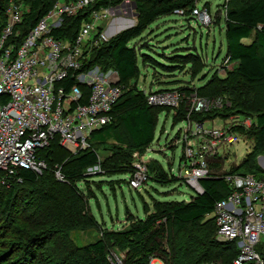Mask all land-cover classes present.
I'll return each instance as SVG.
<instances>
[{
	"label": "trees",
	"instance_id": "16d2710c",
	"mask_svg": "<svg viewBox=\"0 0 264 264\" xmlns=\"http://www.w3.org/2000/svg\"><path fill=\"white\" fill-rule=\"evenodd\" d=\"M11 1L13 0H0V34L6 25V11ZM16 1L24 4L30 10L22 25L17 29L20 32V41L40 19L46 16L58 0ZM126 1L134 2L138 8L137 25L93 49L91 61L85 65V67H92L95 64H102L103 70L114 69L120 75L121 85L125 87V90L119 103L113 109V122L92 134L89 150L76 155L68 153L71 159L64 164L57 165L62 167V174L67 182L57 181L52 168H49L48 165L49 159L50 165L51 162H54V154L65 151L57 142L39 154L48 165V169L42 175L38 176L26 170L20 172L23 184L43 185L41 190L35 193L40 201L38 204L43 208L36 204L34 207H29L23 211L22 203L17 194V189L22 185L16 181H13L10 187H0V199H3L1 211L4 216L9 214L8 221L5 223L0 216V239L13 240L17 234L19 239L24 242V264L35 263L37 254L34 250L40 242L52 241L55 238V229L52 230L51 234L47 229L40 232L36 231L38 227L43 225L42 220L47 218L48 211L52 214V218L45 221L47 222L46 225L51 224L52 228H56L62 224L64 232L67 231L65 229L66 224H72L68 222L71 217H73L72 220L78 217V221L82 224L96 222L89 215V204L82 195L80 188L81 182L89 181L86 173L98 166L103 171V174L100 175H127L129 178L134 173L133 153L138 151L144 154L155 140L159 116L163 112L171 113L170 109L151 107L144 93L137 87L131 86L130 82L139 77L141 71L138 65V50L130 44L139 38L157 19L171 15L176 10H185L187 16L190 17L195 8L196 0H105L100 5L117 8ZM205 7L208 8L209 5L206 4ZM85 19H87V14L66 19L65 26L67 28L56 31V37L68 36L72 42ZM220 22L221 18L217 16L215 23L219 25ZM225 27L226 58L229 57L231 62L235 64L233 70L229 71L224 78L215 74L208 81V86L204 85L196 89L185 86L177 89L189 95L192 90L199 93L207 87H215L211 95H201V97H217L227 94L231 97L232 109H238L235 114L240 113L256 117L258 121L256 128L250 130L237 129L254 144L252 154L245 162L239 165L234 164L233 167L235 168H230L229 171H224L221 174H211V177L201 180L203 193L192 198L190 202L159 203L156 205L155 213L146 219L129 216L128 222L131 224L128 229L120 232H109L106 234L107 241L100 239L82 247L78 251L79 253H74L75 258L70 264H118L114 256L113 258L110 257L113 252L112 249L125 253L123 264H150L152 259L161 260L165 264H233L237 255L235 245L223 246L222 243H219L215 238L217 231L215 218L207 221L204 219L213 213L215 205L229 194V187L224 176L240 173L239 168L251 166L256 157L264 155V106L258 108L254 112L255 114L251 115L245 114L246 111L243 110L254 104L253 94L247 91V88L264 85V0H230L227 4ZM254 32H256L255 40L250 44H245L243 41L251 38ZM183 59H185V65H190L192 70L195 69L194 62L203 64L202 68L206 67L200 55L191 54ZM190 69L189 71H191ZM74 82L72 76L68 77L65 81L67 88H70ZM225 110L228 112V109ZM175 115L174 125L183 122L187 115L185 106L182 105ZM213 115L216 117L221 115L224 118L228 116H224V112L221 111L211 115H195L193 118L203 122ZM122 132L124 136H122ZM125 137L130 143L129 151H125L126 155H120L121 152L118 151L101 161L99 154L101 149L98 150V147L102 146L101 148H103L111 142L124 147L126 146ZM116 158L118 161L112 162ZM213 164L214 166L221 164L222 167L224 161L219 158L212 161L211 166ZM148 170V177L152 176L151 173H155L154 179L160 184L165 185L178 181L174 176L171 177L167 174L161 164L154 160L148 164ZM46 185L49 186V190ZM128 186L130 187L129 183ZM222 189L225 190V193ZM14 207L16 208L14 214H16L10 217ZM81 214L83 216L79 217ZM61 217L64 221L61 220ZM66 218L67 222L65 223ZM94 225L92 224V226ZM184 231H186L185 238L181 236ZM61 235L62 232L60 231V237ZM17 248L18 246L14 245L13 251L10 253L17 252ZM109 258L112 260L110 261Z\"/></svg>",
	"mask_w": 264,
	"mask_h": 264
},
{
	"label": "built area",
	"instance_id": "2783aa9c",
	"mask_svg": "<svg viewBox=\"0 0 264 264\" xmlns=\"http://www.w3.org/2000/svg\"><path fill=\"white\" fill-rule=\"evenodd\" d=\"M103 1L58 0L20 41L17 29L30 10L16 0L10 2L6 25L0 34V187H10L13 181L23 182L20 177L23 170L42 175L48 165L39 154L55 142L72 155L89 150L92 134L113 122V109L125 90L118 71L85 67L93 49L110 41L105 30L113 19V10L120 8L100 5ZM229 1L225 0L220 10L225 19ZM198 4L199 0L190 16L206 26L215 23L216 18L213 20L209 10L206 7L201 10ZM174 13L187 16L185 10ZM83 14H87V19L72 42L68 36L56 37V31L67 28L66 19ZM115 26L112 23L110 27ZM234 65L225 56L218 75L226 77ZM70 76L75 82L67 88L65 81ZM140 91L151 107L168 108L175 114L184 98H188L183 121L187 126L180 131L185 161L178 178L199 194L203 193L200 181L211 177L212 161L220 158L226 164L227 147L238 144L241 139L250 142L237 129L250 130L258 126L256 117L243 114L221 117L226 119L224 129L207 128L210 120L199 122L193 118L230 108L225 95L205 98L195 91L186 95L178 89L148 91L140 88ZM150 147L144 154L136 151L132 155L134 173L128 183L133 190H140L149 180L150 160L146 154ZM259 164L264 171V155L259 156ZM56 169V180L67 182L62 167ZM101 173L97 166L86 176ZM224 179L229 194L213 211L216 240L235 245L237 255L233 264H264V172L227 174ZM258 247L262 248V253ZM121 253L112 252L110 257L114 256L118 264H123L126 255ZM121 257L123 261L119 260Z\"/></svg>",
	"mask_w": 264,
	"mask_h": 264
},
{
	"label": "rangeland",
	"instance_id": "374dc122",
	"mask_svg": "<svg viewBox=\"0 0 264 264\" xmlns=\"http://www.w3.org/2000/svg\"><path fill=\"white\" fill-rule=\"evenodd\" d=\"M206 4L209 5L207 9L213 17V20H215L217 16L221 17L219 25L212 23L210 26H206L196 17L181 16L177 13H173L157 19L139 38L131 42L130 46H135L138 50V65L141 71V75L130 82L132 87L135 86L138 89L141 88L148 91H150V89L158 91L162 89H175L179 86L182 87V85H188L193 87L192 89H196L209 84L208 81L211 80L215 74H218L224 62L227 50L225 14L224 12H220V10H223L221 6L225 4V0H199L198 7L203 10ZM118 7L120 8L113 10V12H115L113 14V19L105 30V36L110 40L114 38L111 37L112 29H114L110 27L112 23L116 26L121 23H124L123 25L125 26L134 24V27L137 25L139 19V11L134 2L126 1ZM255 33L256 32H254V34ZM191 54L200 55L206 67L202 68L203 64L199 62H194V70L190 69V65H185L186 62H184L185 59L183 58ZM91 58L92 56L87 59V64L91 61ZM101 65L95 64L92 67L102 69L103 67ZM174 66L177 68L173 69L172 67ZM189 69L191 71H189ZM214 88L215 87H207L197 93V95L199 97H201V95H211ZM247 91L253 94L254 104L243 110L246 111L245 114H255L254 112H256L258 108L264 106V85L249 86ZM192 92L194 91L192 90L190 94H192ZM223 95H225L230 103L232 102L229 95ZM182 102V105L185 106V104L189 102L188 98H184ZM232 108L233 107L228 108V112L225 109L221 111L224 112V116L230 113L235 114L238 109L234 108L233 110ZM175 116L174 111H171V113L163 112L159 116L155 140L151 144L149 148L150 152H147L146 156L147 159L150 160L149 163L153 162V160L160 163L165 172L171 177L174 176L177 178L178 181L163 185L154 179L156 174L151 173L152 176L149 180L137 191L128 186L127 175L110 176L93 174L88 177L89 181L80 183V188L82 190V195L89 204V215L96 221L95 223H91L95 225L92 226V224L89 223L82 224L78 221V217H76L75 220H72L73 217H71V219H68V222L72 224H66L65 229L67 231L64 232L62 224H59L56 228H52L51 224L46 225L47 222L45 221L52 218V214L48 213V211L46 214L47 218L42 220L43 225L38 227L36 231L40 232L47 229L51 234L52 230L55 229V238L52 239V241L46 240L38 244L37 248L34 250L37 254V259L34 264H70L75 258L74 253L78 252L82 247L100 239H106L107 241L106 234L109 232H120L128 229L131 224L128 222L129 216L146 219L148 216L155 213L156 205L159 203L190 202L192 198L200 195L193 187L178 178L180 166L185 161L184 142L180 131L183 130L187 124L185 122H179L174 125ZM221 117L223 116L219 115L216 117L213 115L210 119H205L204 121L210 120L206 124V127L210 129H224L226 119ZM122 136H124L123 132ZM129 144L130 143L126 139V146L124 147L113 142L103 148H101L102 146L98 147V150L101 149L99 152L101 161L118 151L121 152L120 155H126L125 151H129ZM113 149L114 151H112ZM226 150L229 154L228 162L224 165L222 164V167L220 166L221 164L216 166L213 164L211 166L212 174H221L225 170L235 168L233 167L234 164H240L241 162H245L246 159L248 160L249 155L252 154L254 150V144L241 139L238 144L231 145L227 147ZM53 159L54 162H51V165L49 164L50 159L48 160V165L49 168H52L56 179V172H58L56 166L58 164H64L71 158L67 151H59L53 155ZM117 161L116 158L112 162ZM239 172L242 174L251 172L262 174L264 171L260 167L259 156L253 160L251 166L239 168ZM19 185L22 186L17 189V194L22 203L23 211L29 207H34L40 202L38 195L35 193L41 190V187H43L42 184H23L21 182ZM46 188L48 190L50 189L47 185ZM222 191L225 193L224 189H222ZM2 200L3 199H0V216L5 223L8 221L7 218H9V214L4 216L2 213ZM39 206L43 208L40 204H38V207ZM15 209L14 207L11 211L10 217L16 214H14ZM80 216H83V214L79 215V217ZM212 218H214L213 213L205 217L204 220L207 221ZM61 220L64 221L62 217ZM66 222L67 218L65 220V223ZM60 231L62 232L61 237ZM181 236L185 238L186 231H184ZM9 241H7V239L6 241L0 239V256L2 259L0 264H24V242L19 239L17 234H15L13 240ZM14 245L18 246V251L10 253L13 251ZM222 245L225 246L227 244ZM257 250L262 253L261 247H258ZM112 251L117 255L123 254L118 250L112 249ZM119 260L123 261L122 257ZM152 263L165 264L161 260L155 261V259L151 260L150 264Z\"/></svg>",
	"mask_w": 264,
	"mask_h": 264
},
{
	"label": "crops",
	"instance_id": "0c3cea01",
	"mask_svg": "<svg viewBox=\"0 0 264 264\" xmlns=\"http://www.w3.org/2000/svg\"><path fill=\"white\" fill-rule=\"evenodd\" d=\"M117 29L116 28H114V31H116ZM113 32V31H112ZM255 38H256V33L254 34L253 33V35H252V37L251 38H249V39H245L243 42L245 43V44H250V43H252L254 40H255ZM191 67V66H190ZM173 69H175V68H177L176 66H174V67H172ZM163 83V82H162ZM161 83V84H162ZM188 86V85H187ZM180 87V86H179ZM179 87H177V88H179ZM182 87H185V86H183L182 85ZM189 87H191V86H189ZM177 88H175V89H177ZM191 88H193V87H191ZM242 163V162H241ZM237 165H239V164H237ZM155 261H157V259H155ZM163 262V261H162ZM164 263V262H163ZM153 264V263H152Z\"/></svg>",
	"mask_w": 264,
	"mask_h": 264
},
{
	"label": "water",
	"instance_id": "95a60500",
	"mask_svg": "<svg viewBox=\"0 0 264 264\" xmlns=\"http://www.w3.org/2000/svg\"><path fill=\"white\" fill-rule=\"evenodd\" d=\"M115 12H113V14H114ZM134 25V24H133ZM133 25H130V26H125L124 25V29L122 30V31H125V30H128V29H131L132 27H133ZM113 28H115V27H113ZM114 29H112V31H113ZM122 31H120V32H115V31H113V32H111V37H115V36H117L118 34H120Z\"/></svg>",
	"mask_w": 264,
	"mask_h": 264
},
{
	"label": "bare ground",
	"instance_id": "6f19581e",
	"mask_svg": "<svg viewBox=\"0 0 264 264\" xmlns=\"http://www.w3.org/2000/svg\"><path fill=\"white\" fill-rule=\"evenodd\" d=\"M124 23L121 24H117V26L115 27L117 30L115 32H120L124 29ZM128 24V23H127ZM129 25V24H128ZM132 25V24H131ZM114 31V30H113ZM123 32V31H122Z\"/></svg>",
	"mask_w": 264,
	"mask_h": 264
}]
</instances>
